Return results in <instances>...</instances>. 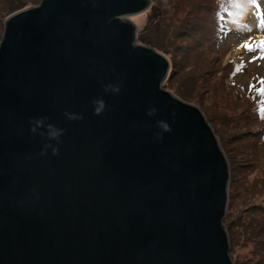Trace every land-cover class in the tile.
<instances>
[{"label":"water","instance_id":"water-1","mask_svg":"<svg viewBox=\"0 0 264 264\" xmlns=\"http://www.w3.org/2000/svg\"><path fill=\"white\" fill-rule=\"evenodd\" d=\"M151 0H40L0 36V264H235L229 163L136 43ZM55 150V153H54Z\"/></svg>","mask_w":264,"mask_h":264},{"label":"rangeland","instance_id":"rangeland-1","mask_svg":"<svg viewBox=\"0 0 264 264\" xmlns=\"http://www.w3.org/2000/svg\"><path fill=\"white\" fill-rule=\"evenodd\" d=\"M16 1H26L24 8L40 3L0 0V36L11 15L7 8L18 5ZM242 1L151 0L148 10L131 19L137 20L136 43L156 45L170 59L163 88H174L191 105H203L228 160L225 223L239 225L232 230L233 248L230 240L235 264H264V129L257 121L264 120V104L246 91L254 89L255 76L264 77V41L252 43L254 37H264V5L256 12L258 2L244 0L249 6H242ZM219 2L227 7L216 44L214 11ZM157 7L159 17L153 11ZM228 60L240 61L235 71ZM261 91L264 96V82Z\"/></svg>","mask_w":264,"mask_h":264},{"label":"trees","instance_id":"trees-1","mask_svg":"<svg viewBox=\"0 0 264 264\" xmlns=\"http://www.w3.org/2000/svg\"><path fill=\"white\" fill-rule=\"evenodd\" d=\"M18 2V5H12L11 7H8L7 8V15L10 13V14H12L13 12H17L18 10H22V8H24V6L26 5V1H16V3ZM10 3V2H9ZM8 3V4H9ZM16 7V9H14L13 11H11L13 8H15ZM153 8V7H152ZM25 9V8H24ZM153 11H155L156 12V17H159L160 16V13H161V11H160V9L157 7V8H155V10H153ZM214 14H215V11H214ZM146 33V32H145ZM145 33H143V34H145ZM142 34V35H143ZM141 35V36H142ZM214 35V34H213ZM140 36V38L142 39V40H146V39H144V38H142ZM163 48V47H162ZM163 50V49H162ZM261 116L264 118V115L263 114H261ZM259 123H261L262 124V128H261V131H263V129H264V120L263 119H258L257 120ZM234 223H236V222H234V221H229L226 225V227H227V229H228V235H229V240H232V248H233V245H234V243H233V238L235 237V233H236V231H233V233H232V230L235 228V227H238L239 225H237V223H236V226H234L233 224ZM238 229H239V227H238ZM236 264H238L237 262H236Z\"/></svg>","mask_w":264,"mask_h":264},{"label":"bare ground","instance_id":"bare-ground-1","mask_svg":"<svg viewBox=\"0 0 264 264\" xmlns=\"http://www.w3.org/2000/svg\"><path fill=\"white\" fill-rule=\"evenodd\" d=\"M230 12V11H229ZM233 13V12H232ZM229 14V13H228ZM232 16V15H231ZM258 37V38H257ZM256 37V39L255 40H253L252 41V43L254 44V43H256V44H258V43H260V44H262V41H263V39H264V37L262 36V35H259V36H257ZM258 42V43H257Z\"/></svg>","mask_w":264,"mask_h":264},{"label":"clouds","instance_id":"clouds-1","mask_svg":"<svg viewBox=\"0 0 264 264\" xmlns=\"http://www.w3.org/2000/svg\"><path fill=\"white\" fill-rule=\"evenodd\" d=\"M54 153H55V150H54Z\"/></svg>","mask_w":264,"mask_h":264}]
</instances>
